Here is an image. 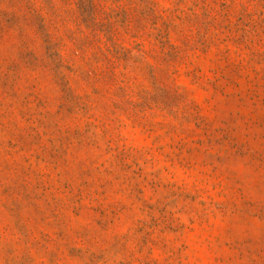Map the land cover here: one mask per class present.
I'll use <instances>...</instances> for the list:
<instances>
[{
    "label": "rangeland",
    "instance_id": "rangeland-1",
    "mask_svg": "<svg viewBox=\"0 0 264 264\" xmlns=\"http://www.w3.org/2000/svg\"><path fill=\"white\" fill-rule=\"evenodd\" d=\"M0 264H264V0H0Z\"/></svg>",
    "mask_w": 264,
    "mask_h": 264
}]
</instances>
